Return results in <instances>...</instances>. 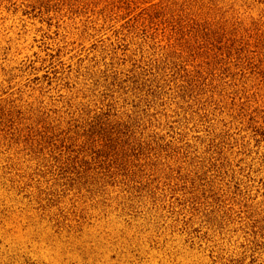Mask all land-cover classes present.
I'll return each instance as SVG.
<instances>
[{
    "label": "rangeland",
    "instance_id": "obj_1",
    "mask_svg": "<svg viewBox=\"0 0 264 264\" xmlns=\"http://www.w3.org/2000/svg\"><path fill=\"white\" fill-rule=\"evenodd\" d=\"M0 264H264V0H0Z\"/></svg>",
    "mask_w": 264,
    "mask_h": 264
}]
</instances>
